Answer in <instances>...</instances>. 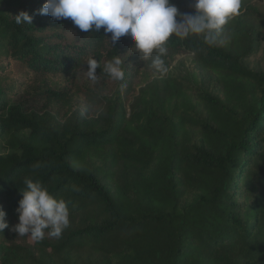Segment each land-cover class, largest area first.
Returning <instances> with one entry per match:
<instances>
[{
    "label": "trees",
    "instance_id": "16d2710c",
    "mask_svg": "<svg viewBox=\"0 0 264 264\" xmlns=\"http://www.w3.org/2000/svg\"><path fill=\"white\" fill-rule=\"evenodd\" d=\"M45 2L27 4L38 12ZM171 2L195 14L194 0ZM15 17L0 7L3 232L8 238L18 223L25 178L68 202L70 225L60 239L46 234L30 248L9 238L3 255L28 254L37 264H73L76 252L91 254V264H264V71L243 64L252 40L236 53L202 36L170 37L168 70L175 55L189 54L215 78V91L195 75L132 69L110 97L85 91L73 106L59 86L33 89L30 79L65 78L94 58L97 76L108 80L103 67L130 36L106 52L111 34L103 28L86 33L70 18ZM24 98L45 108L26 112Z\"/></svg>",
    "mask_w": 264,
    "mask_h": 264
},
{
    "label": "clouds",
    "instance_id": "9594fccd",
    "mask_svg": "<svg viewBox=\"0 0 264 264\" xmlns=\"http://www.w3.org/2000/svg\"><path fill=\"white\" fill-rule=\"evenodd\" d=\"M192 6L195 14L180 13L171 0H46L37 11L56 21L70 18L82 32L100 33L103 28L106 37L111 34L112 46L121 37L130 36L134 42L132 49L141 60H151L154 69L167 73L163 57L168 53L170 37L196 35L202 36L209 46L224 44L225 26L242 12V0H194ZM31 22L32 16L25 11L15 17L16 24ZM122 64L117 55L105 63L102 71L113 81H123ZM85 65L87 77L97 82L100 75L97 76L96 70L101 69L100 62L89 58ZM23 183L25 188L20 190L22 198L15 210L18 223L11 231L36 242L44 239L46 234L60 239L70 225L68 202L54 197L38 180L25 178ZM5 217V211L0 208V233L9 228Z\"/></svg>",
    "mask_w": 264,
    "mask_h": 264
},
{
    "label": "rangeland",
    "instance_id": "374dc122",
    "mask_svg": "<svg viewBox=\"0 0 264 264\" xmlns=\"http://www.w3.org/2000/svg\"><path fill=\"white\" fill-rule=\"evenodd\" d=\"M28 0H0V7L9 11L13 15H18L21 11L27 12L32 16V22H47L52 23L53 20L48 15H40L38 12H34L33 7L29 6ZM64 20V19H63ZM66 38L72 40V37L66 35ZM223 39L236 53H241L245 50L249 40L254 42V52L246 59L243 64L249 69H255L258 71H264V0H242V12L241 14L229 21L225 26L223 33ZM110 40V39H109ZM73 41V40H72ZM134 42H119V52L123 61L122 67L125 71L130 72L132 69H137L145 72H157L151 65V60H141L139 54L134 52ZM112 49L110 41L107 42L106 52ZM193 58L189 54L179 53L171 59L168 72L176 77L183 78L187 76H193L201 82L204 88H209L215 91L217 86L215 78L202 69L198 64L192 62ZM87 68H83L77 71L75 74L69 75L65 78L61 76H51L48 78H39L35 76L30 79L31 88H37L40 86H59L64 92L68 94V97L72 100L73 106L78 105L85 101V91L94 92L99 96L110 97L116 91L120 85L119 81H113L111 78L105 81L99 79L97 82L91 81L86 75ZM131 73V72H130ZM5 78H2L4 80ZM138 77L133 79V84H137ZM126 106L128 103H125ZM22 109L26 112H41L45 108L46 103H37L30 98H24L21 101ZM48 111L51 115L63 114V109L59 107L52 108L48 106ZM104 106L95 108L92 112L93 116H99L104 114ZM2 143L0 140V147ZM1 152V148H0ZM236 193L241 192L240 188L235 190ZM11 230V229H10ZM4 231V230H3ZM30 235V234H29ZM16 241V244H26L28 248L32 247L34 241L29 237H19L17 233L11 231L6 237L5 233H0V263L2 264H37V257L33 258L28 254H19L13 258L9 254H4V249L10 244L11 240ZM73 264H91L93 257L88 252H76L73 253Z\"/></svg>",
    "mask_w": 264,
    "mask_h": 264
}]
</instances>
